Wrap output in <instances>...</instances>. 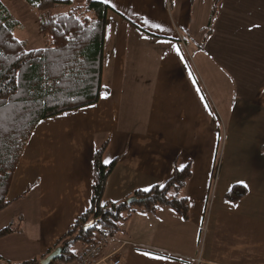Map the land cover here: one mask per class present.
I'll use <instances>...</instances> for the list:
<instances>
[{"label": "crops", "instance_id": "obj_1", "mask_svg": "<svg viewBox=\"0 0 264 264\" xmlns=\"http://www.w3.org/2000/svg\"><path fill=\"white\" fill-rule=\"evenodd\" d=\"M94 1L112 10L105 91L37 125L0 212V230L13 229L0 244L14 249L0 257L39 263L56 248L89 208L92 158L105 145L103 164L117 159L106 201L163 184L187 162L191 172L187 221L168 207L137 211L105 253L122 264H264V0H220L214 15L213 0ZM234 186L246 194L229 202Z\"/></svg>", "mask_w": 264, "mask_h": 264}, {"label": "trees", "instance_id": "obj_2", "mask_svg": "<svg viewBox=\"0 0 264 264\" xmlns=\"http://www.w3.org/2000/svg\"><path fill=\"white\" fill-rule=\"evenodd\" d=\"M41 15L43 47L26 51L25 42L14 37L18 22L0 1V212L6 209L9 187L29 139L37 125L46 119L95 105L104 88L101 84L103 43L112 10L105 4L85 0H23ZM220 0H213V15ZM67 10L54 14L52 10ZM105 145L92 158L93 179L89 208L80 214L57 242L61 256L52 264L78 261L72 251L76 244L95 242L97 234L108 230L113 237L121 222L142 211L154 214L171 208L183 221L188 220V205L182 195L191 176L190 163L175 170L163 184L147 191L136 190L123 201H106L105 184L117 159L103 164ZM264 151V148L262 149ZM245 189L234 186L225 195L229 202L243 198ZM129 198L139 203L127 204ZM13 229L0 230V239ZM66 242L64 245L63 243ZM0 264L4 262L0 257ZM21 264H38L35 260Z\"/></svg>", "mask_w": 264, "mask_h": 264}, {"label": "rangeland", "instance_id": "obj_3", "mask_svg": "<svg viewBox=\"0 0 264 264\" xmlns=\"http://www.w3.org/2000/svg\"><path fill=\"white\" fill-rule=\"evenodd\" d=\"M0 1L6 7V9L9 11L12 17L18 22L19 27L15 30L14 37L19 41L25 42V50L32 51V50H37V49L42 48L43 39L41 37V32H40V25H41V19H42L41 13L38 10L26 4L23 0H0ZM171 2L173 4L174 0H166V4L169 9L172 6ZM66 10L67 9L65 7H59V8H55L54 10H52V12L54 14H58ZM175 10H176V4H175V8H172L173 14ZM109 18H111V16ZM243 35L245 38V36L248 35V33L246 34L245 32H243ZM106 53L110 54L111 50L107 49ZM108 60H109V57L106 55L104 64H103L104 65L103 70L106 75L108 74V71L110 68L109 67L110 63L108 62ZM18 211H19L18 205H13L8 209V211H6V214L8 217H10L11 215L13 216L14 214H16ZM1 215L3 216V214ZM24 219H25V215H24ZM2 240L0 239V242ZM8 244L9 242H3L0 244L1 250L5 253H9V251L12 252V250H14V249L11 250V247ZM81 251H83V246L79 250L78 253H80Z\"/></svg>", "mask_w": 264, "mask_h": 264}, {"label": "built area", "instance_id": "obj_4", "mask_svg": "<svg viewBox=\"0 0 264 264\" xmlns=\"http://www.w3.org/2000/svg\"><path fill=\"white\" fill-rule=\"evenodd\" d=\"M110 234L108 230L100 231L95 242L85 245L83 251L79 253L77 264H122L117 252L107 255L103 253Z\"/></svg>", "mask_w": 264, "mask_h": 264}, {"label": "water", "instance_id": "obj_5", "mask_svg": "<svg viewBox=\"0 0 264 264\" xmlns=\"http://www.w3.org/2000/svg\"><path fill=\"white\" fill-rule=\"evenodd\" d=\"M139 200H136L135 198H129L127 200V204H133V203H139ZM64 245L66 242L63 243ZM61 248L57 247L55 248L49 255H47L43 260L39 262V264H52L54 261H56L61 256Z\"/></svg>", "mask_w": 264, "mask_h": 264}, {"label": "snow or ice", "instance_id": "obj_6", "mask_svg": "<svg viewBox=\"0 0 264 264\" xmlns=\"http://www.w3.org/2000/svg\"><path fill=\"white\" fill-rule=\"evenodd\" d=\"M108 2H110V0H105V3H108ZM113 7H115V5H113ZM157 27H159V26L157 25ZM202 99H203V97H202ZM145 191H147V189H145ZM145 255H149V254L145 253Z\"/></svg>", "mask_w": 264, "mask_h": 264}]
</instances>
